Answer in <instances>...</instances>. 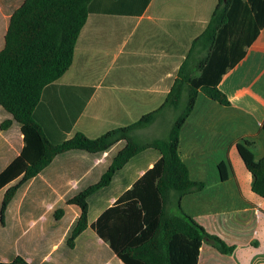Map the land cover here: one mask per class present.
Here are the masks:
<instances>
[{
	"label": "trees",
	"instance_id": "1",
	"mask_svg": "<svg viewBox=\"0 0 264 264\" xmlns=\"http://www.w3.org/2000/svg\"><path fill=\"white\" fill-rule=\"evenodd\" d=\"M91 1L0 0L8 16L0 36V264H197L204 241L232 252L181 205L205 182L191 178L179 135L200 90L230 104L219 82L264 27V0H218L157 109L95 138L79 131L55 141L35 110L44 88L71 66ZM169 110L166 137L135 134ZM251 145L237 148L264 197V156ZM219 169L226 179L227 164ZM70 205L78 214L69 223Z\"/></svg>",
	"mask_w": 264,
	"mask_h": 264
},
{
	"label": "crops",
	"instance_id": "2",
	"mask_svg": "<svg viewBox=\"0 0 264 264\" xmlns=\"http://www.w3.org/2000/svg\"><path fill=\"white\" fill-rule=\"evenodd\" d=\"M217 4L92 0L71 66L44 88L35 110L48 136L61 141L81 131L95 138L157 109ZM7 22L0 9V36ZM219 87L230 104L200 90L180 131L179 156L191 178L205 182L202 190L184 195L181 205L209 232L235 246L224 253L204 241L197 264H264V197L253 190V175L237 148L239 142L250 141L256 158L264 156V27L245 56L222 76ZM144 129L135 134L143 137ZM220 162L227 164L226 179ZM69 183L73 187L77 181ZM54 187L61 198L63 192ZM52 207L49 203L47 210ZM66 210L70 223L78 210L73 205Z\"/></svg>",
	"mask_w": 264,
	"mask_h": 264
},
{
	"label": "rangeland",
	"instance_id": "3",
	"mask_svg": "<svg viewBox=\"0 0 264 264\" xmlns=\"http://www.w3.org/2000/svg\"><path fill=\"white\" fill-rule=\"evenodd\" d=\"M175 118V113L172 110H169L163 114H161L158 119L146 127V129L142 130V136L139 137L145 140H151L153 138H164L168 135L170 130V125L172 124ZM19 205V201L16 203Z\"/></svg>",
	"mask_w": 264,
	"mask_h": 264
},
{
	"label": "built area",
	"instance_id": "4",
	"mask_svg": "<svg viewBox=\"0 0 264 264\" xmlns=\"http://www.w3.org/2000/svg\"><path fill=\"white\" fill-rule=\"evenodd\" d=\"M106 154V153H105Z\"/></svg>",
	"mask_w": 264,
	"mask_h": 264
}]
</instances>
